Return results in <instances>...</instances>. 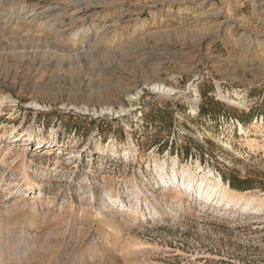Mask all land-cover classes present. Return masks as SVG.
<instances>
[{"label":"rangeland","instance_id":"1","mask_svg":"<svg viewBox=\"0 0 264 264\" xmlns=\"http://www.w3.org/2000/svg\"><path fill=\"white\" fill-rule=\"evenodd\" d=\"M0 264H264V0H0Z\"/></svg>","mask_w":264,"mask_h":264},{"label":"bare ground","instance_id":"2","mask_svg":"<svg viewBox=\"0 0 264 264\" xmlns=\"http://www.w3.org/2000/svg\"><path fill=\"white\" fill-rule=\"evenodd\" d=\"M234 197H235L236 199H240V198H242L241 195H235Z\"/></svg>","mask_w":264,"mask_h":264},{"label":"trees","instance_id":"3","mask_svg":"<svg viewBox=\"0 0 264 264\" xmlns=\"http://www.w3.org/2000/svg\"><path fill=\"white\" fill-rule=\"evenodd\" d=\"M232 184V183H231Z\"/></svg>","mask_w":264,"mask_h":264}]
</instances>
